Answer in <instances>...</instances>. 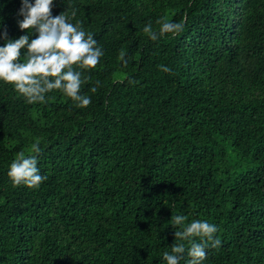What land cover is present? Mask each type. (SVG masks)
Here are the masks:
<instances>
[{
  "label": "trees",
  "instance_id": "trees-1",
  "mask_svg": "<svg viewBox=\"0 0 264 264\" xmlns=\"http://www.w3.org/2000/svg\"><path fill=\"white\" fill-rule=\"evenodd\" d=\"M19 7L0 0L12 38ZM63 10L104 54L83 109L0 82V264H166L177 213L218 226L204 264H264V0H54ZM160 17L183 30L149 40ZM36 138L47 179L13 186L8 165Z\"/></svg>",
  "mask_w": 264,
  "mask_h": 264
},
{
  "label": "clouds",
  "instance_id": "clouds-1",
  "mask_svg": "<svg viewBox=\"0 0 264 264\" xmlns=\"http://www.w3.org/2000/svg\"><path fill=\"white\" fill-rule=\"evenodd\" d=\"M53 5L54 0H20L17 25L22 34L18 38L8 35L0 16V82L10 84L28 104L46 102L48 94L57 90L76 108L83 109L92 102V97L81 91L88 80L85 74L97 66L103 49L80 21L73 22L75 11L69 14L63 10L53 15ZM157 23L156 30L151 22L141 29L151 41L166 34L176 35L184 27L182 22L163 17ZM160 68L163 72L172 71L168 65ZM90 91L96 92L97 87L93 85ZM29 152V155L20 152L8 165L7 176L13 186L35 189L47 179L38 167L42 152L39 138L31 142ZM170 220L178 242L172 243L170 251L163 252L166 264H180L182 259L184 264H204L207 249L221 244L216 235L218 226L207 219L186 223L187 217L177 213Z\"/></svg>",
  "mask_w": 264,
  "mask_h": 264
}]
</instances>
